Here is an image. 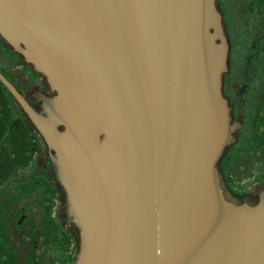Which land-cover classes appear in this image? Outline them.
<instances>
[{"label": "water", "instance_id": "1", "mask_svg": "<svg viewBox=\"0 0 264 264\" xmlns=\"http://www.w3.org/2000/svg\"><path fill=\"white\" fill-rule=\"evenodd\" d=\"M0 36L46 76L74 264H264V195L231 198L236 125L217 0H0Z\"/></svg>", "mask_w": 264, "mask_h": 264}, {"label": "flooded vegetation", "instance_id": "2", "mask_svg": "<svg viewBox=\"0 0 264 264\" xmlns=\"http://www.w3.org/2000/svg\"><path fill=\"white\" fill-rule=\"evenodd\" d=\"M217 7L229 48L223 94L236 125L220 170L226 190L241 198L244 193L231 189L227 181L224 161L231 151L249 150L248 159L256 167L264 164V0H217ZM0 71L37 111L53 120L46 98L57 92L1 36ZM4 86L1 81L0 264H74L80 230L58 179L55 151Z\"/></svg>", "mask_w": 264, "mask_h": 264}, {"label": "trees", "instance_id": "3", "mask_svg": "<svg viewBox=\"0 0 264 264\" xmlns=\"http://www.w3.org/2000/svg\"><path fill=\"white\" fill-rule=\"evenodd\" d=\"M248 151L246 153H244L243 151H231V153L226 156L224 161L225 166L228 170L227 181L231 189H233L239 194L244 193L246 191V185L242 183V177L245 174L253 175L254 178L258 176V180L264 183V164L260 167H256L255 162L250 161L248 159L250 155Z\"/></svg>", "mask_w": 264, "mask_h": 264}, {"label": "rangeland", "instance_id": "4", "mask_svg": "<svg viewBox=\"0 0 264 264\" xmlns=\"http://www.w3.org/2000/svg\"><path fill=\"white\" fill-rule=\"evenodd\" d=\"M242 179H243L242 183L246 185L245 186L246 191L244 192L243 196H241L240 199H246L248 201L252 200V202H257V200L255 199L258 198L262 192H264V183L258 180V178H254L253 175H248V174H245L242 177ZM230 197L235 198V196H233L232 193Z\"/></svg>", "mask_w": 264, "mask_h": 264}]
</instances>
